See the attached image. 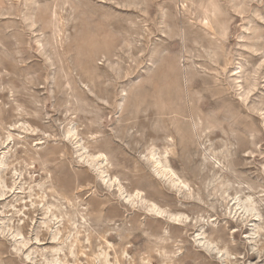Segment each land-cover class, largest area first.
Wrapping results in <instances>:
<instances>
[{"label":"rangeland","instance_id":"1","mask_svg":"<svg viewBox=\"0 0 264 264\" xmlns=\"http://www.w3.org/2000/svg\"><path fill=\"white\" fill-rule=\"evenodd\" d=\"M0 264H264V0H0Z\"/></svg>","mask_w":264,"mask_h":264},{"label":"bare ground","instance_id":"2","mask_svg":"<svg viewBox=\"0 0 264 264\" xmlns=\"http://www.w3.org/2000/svg\"><path fill=\"white\" fill-rule=\"evenodd\" d=\"M54 14H55V12H54ZM97 156H101V154L94 155L93 157H94V158H97ZM180 182H181V181H180ZM138 194H139V193H138V192H136L134 195H135V196H137Z\"/></svg>","mask_w":264,"mask_h":264}]
</instances>
